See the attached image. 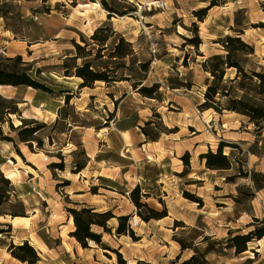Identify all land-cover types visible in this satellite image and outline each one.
Instances as JSON below:
<instances>
[{
    "label": "rangeland",
    "instance_id": "obj_1",
    "mask_svg": "<svg viewBox=\"0 0 264 264\" xmlns=\"http://www.w3.org/2000/svg\"><path fill=\"white\" fill-rule=\"evenodd\" d=\"M104 25L114 35L102 55L123 37L132 44L134 57L122 61L104 57L93 64L107 65L132 80L141 79V87L157 84L153 99L133 90L130 81L109 86L96 82L92 88H79L75 87L76 77L64 76L65 67L72 74L73 67L82 63L72 59L76 54L73 43L87 44L86 51L96 50L90 36ZM227 36L239 37L254 49L252 55L235 54L246 75L263 73L264 0H0V69L18 67L8 59L20 56L28 63L27 73L33 80L50 90L0 86V111L13 110L11 102L19 110V116L8 114L0 123V175L9 182L7 186L0 183L8 191L0 215L27 222L21 219L28 217L25 211L38 210V216H29L28 221L40 229L39 237L46 246L54 247L43 256L46 264H183L192 256L207 264V253L221 260L232 257L233 249L226 242L229 234L244 235L264 227V200H259L260 189L251 180L254 173L264 171V121L256 132L249 113L223 110L219 114L198 107L212 82L202 63L214 55L225 56L221 42ZM145 62H149L146 73L137 66ZM235 76V69H226L220 90H227L228 98L264 109V101L257 100V79L253 77L239 90L242 77L235 80ZM216 98L223 107L227 105L226 97ZM22 99L30 100L36 109ZM40 102L42 108L37 107ZM59 105L56 121L50 122L52 117L43 110ZM22 119L26 127L41 126L32 135L30 148L14 131ZM72 129L75 131L70 132ZM124 129L134 130L143 143L131 146L124 135L127 144L122 147L117 131ZM220 143L225 145L222 153L230 168L208 170L199 156L215 153ZM84 145L91 151L103 145L104 161L106 157L110 166L120 163L122 171L126 170L122 178L113 181L98 175V181L93 177L97 185L83 189L74 175L83 167L96 168L87 162L85 154L93 152ZM141 145L144 150L139 151ZM3 146L13 147L16 162L2 152ZM201 151L205 152L195 156ZM185 153L187 165L182 158ZM9 170L17 176L5 178ZM23 180L30 182L24 185L29 196L19 200L14 184ZM135 187L145 195L141 203L156 212L165 209L167 216L170 212L181 221L172 222L169 228L170 221L164 218L144 222L138 214L147 211L136 209L129 201ZM84 190L86 197L78 196ZM76 199H87L96 208L76 206ZM84 207L128 216L134 239L116 235L118 223L112 219L107 223L108 233L92 228L101 235L100 244L89 241L85 249L77 244L73 252L75 240L70 233L74 227L67 223L68 209ZM8 239L9 233L0 235V259L7 252ZM256 241L247 244L253 251L241 257L250 256L253 264H264V239Z\"/></svg>",
    "mask_w": 264,
    "mask_h": 264
},
{
    "label": "trees",
    "instance_id": "obj_2",
    "mask_svg": "<svg viewBox=\"0 0 264 264\" xmlns=\"http://www.w3.org/2000/svg\"><path fill=\"white\" fill-rule=\"evenodd\" d=\"M108 19H110V14L107 15ZM103 34V35H101ZM114 35V31L111 27L108 26H100L96 28L93 34L90 36L91 43L95 46H98L96 50L90 49L86 51L87 44L84 46H79L73 43L75 48V56L72 58L74 60L80 59L82 61L80 66L73 67V73L68 72V68L65 67L64 76L65 77H76L81 80L79 84V88H92L94 83L103 82L107 86L115 85L116 83L130 81L133 82L131 87L137 93H139L142 97L147 99H153V95L158 89L157 84H153L151 87H141V79H134L126 77L124 75H118L114 69L111 70L107 65L106 66H98L94 65V62L103 61V58L109 61H122L126 58L134 57V51L132 48V44L125 41L123 37L117 38V42L112 46V50L105 56L102 55V51L106 50L107 42ZM223 49L226 51L225 56L214 55L209 57L206 61L202 63L203 71L207 72L212 77V82L207 85V88L204 92V101L200 104L199 110L205 111L212 109L215 112L221 114L223 110L228 112L239 111L241 113L250 114L249 122L252 123L256 127V132H258L262 127V122L264 121V109L259 105L251 107L248 106L245 102L237 99V98H228V92L221 91L220 85L223 81V77L226 69H235L236 76L235 80L239 79L240 76L242 79L240 80L237 88L239 90L244 89V84L247 81H252L253 77L257 79L258 82V102L264 101V72L263 73H255L252 72L251 76H247L241 67L240 63L235 60L236 53H242L247 55H252L254 53V49L252 46L244 43L239 37H230L227 36L224 39ZM196 46V45H195ZM95 51V52H93ZM8 62L13 64H18V67L14 66L11 68H2L0 69V86H25L28 88H32L35 90H41L43 92H49L50 90L45 86L39 84L27 73L28 63L22 62L20 56H16L13 59H8ZM20 66V67H19ZM140 71L146 73L148 70L149 62L138 63L137 64ZM217 95L221 97L227 98V105L225 107L222 106L221 102L217 100ZM1 100V98H0ZM12 101V100H9ZM64 102H68V98L65 97ZM13 110L6 108L5 112L0 111V123L4 120V118L8 114H14L19 116V110L17 109V105L15 102H11ZM26 120H21V125L17 128H14V131L17 132V138L20 142L26 143V145L30 148L32 141L31 137L34 133H36L41 126H32L26 127ZM34 123V122H31ZM13 129V128H12ZM1 135V132H0ZM144 136H146L144 134ZM3 140L11 141L9 138H2ZM225 147L224 144H218L216 152L208 151L205 154H201L199 157L201 160H205V168L208 170H228L230 168V162L227 156H224L222 153V149ZM18 158V157H17ZM185 165L188 164L187 158L188 154L185 153L182 157ZM19 159V158H18ZM61 167V166H55ZM77 171H80V167L76 168ZM5 178L7 176L5 175ZM8 179V178H7ZM251 180L256 184L259 189H264V174L262 173H254L251 176ZM0 183L4 186H7L9 182L2 178L0 175ZM8 193L7 190L0 188V207L2 206L4 200H6L5 194ZM144 194L140 193V189L135 187L129 194V201L136 207V209L144 208L147 211V214H138V216L144 221L148 222L150 220H159L165 218L167 216V212L164 209L162 212H156L147 207L145 203H141V198L144 197ZM190 197V196H189ZM68 213L70 214L69 219L72 221L74 230L70 233V237L73 238L77 244L81 246V248H87V243L92 241L96 244L101 243V235L96 234L92 231L93 227L102 229L105 233L109 232V228L107 223L116 219L117 226L115 228V234L127 235L130 238H133V232L128 226L129 217L128 216H114L110 211L106 212H96L93 208H80V209H68ZM1 227V225H0ZM11 229L9 226L6 227V230L0 228V235L4 233H10ZM264 238V227L259 230H254L248 232L244 235L236 234L232 236L229 234L228 239L226 240L227 246L229 249H233L234 254L237 256L245 251H247V244L252 242L253 239L260 240ZM106 249V248H104ZM183 249V248H182ZM209 249L207 251H211ZM7 252L10 256L25 264H37L39 261V257L35 251V249L27 242L23 241L21 244L14 245L12 242L7 245ZM183 264H206L205 260L203 262L195 261V256H192L189 260L184 262Z\"/></svg>",
    "mask_w": 264,
    "mask_h": 264
},
{
    "label": "crops",
    "instance_id": "obj_3",
    "mask_svg": "<svg viewBox=\"0 0 264 264\" xmlns=\"http://www.w3.org/2000/svg\"><path fill=\"white\" fill-rule=\"evenodd\" d=\"M75 81H76L75 87L76 86L78 87V85L80 83V79L75 78ZM22 101L30 102V108L36 109L35 106L31 105L30 100L22 99ZM59 103L62 104V101H60ZM23 105L27 106V103H23ZM37 107L42 108L43 103H41V102L38 103ZM59 108H61L60 105L55 107L53 110H47V109L43 110L45 113L49 114L52 117L50 122L56 121L57 112H58ZM73 131H75V130L74 129L70 130V132H73ZM117 133L119 134V136L122 139L121 144H122V147H124V148L126 147V144H127L125 142V140H123L124 135H128V138L131 141V143H130L131 146L134 144V142L138 145V144H142L144 141V139L141 138L140 135H137L134 130L124 129V130L117 131ZM133 139H135V140H133ZM97 142H98V140H97ZM87 143H88V141H87ZM102 144H103V142H102ZM143 146L144 145H141V148L139 147L138 150L139 151L144 150ZM83 147L85 149L87 148L85 145ZM103 147L104 146L101 145L100 149H99V147H96L92 151H91V148L86 149L87 151L93 152L92 155L86 153L85 156L87 157V162L89 160V162H92V164L96 165V168H91V170L96 169L97 171L92 172L90 169H88V167H83V169L80 171V173H78L77 175H74L76 180L83 183L82 184L83 189L86 186L88 187V185L89 186L97 185V184H95V182L93 183V177L97 178V179L95 178L96 181L99 180V176H101L103 178H105V177L111 178V180L116 181V180H120V178H122V175L125 174V172H126V170L122 171L123 166L120 163H118V165L110 166V163H109V161L106 160V157H105V161H104L103 153H106V150L103 151L102 150ZM0 148H1V146H0ZM12 149H13V147L10 148V146H3L2 152L5 151L4 153H7V158L14 160V162H16V160L14 159V154H12V152H11V151H13ZM20 152L23 153L22 150H20ZM204 152L205 151H201L200 153L195 154V156H197L198 154L204 153ZM0 158H2V154L0 155ZM17 160H19V159H17ZM1 165L3 166L4 164H1ZM130 167H131V165H130ZM85 172L88 174V176L85 174ZM94 173H97V176H94L95 175ZM261 173L264 174V171ZM4 174L7 176L8 179H11V178L17 176V173L14 172L13 170L6 171ZM123 178L126 179L125 175L123 176ZM31 180L32 179H29V181H31ZM29 181L25 182V180H23L22 182H18L16 184H14L15 185L14 186V193H15L16 199L24 200L25 198H27L29 196V195L25 194L26 186H24L26 183L29 184L30 183ZM133 186L134 185H131V188ZM86 189H88V188H86ZM77 191L82 192L83 190L79 189ZM127 192H129V191H127ZM259 193H261V195H262L261 197H259V200H261V201L264 200V189H260ZM27 194H29V193H27ZM125 194L128 196L129 193H125ZM86 195L87 194L85 193V190H84V193H82L81 195H78V196H85L86 197ZM258 195L259 194H257V196ZM87 199H85V200H77L76 199V200H73V202L76 206H79V207L80 206L81 207L89 206V207H95L96 208V206H92V204ZM37 211L38 210L36 208L35 209L29 208V210L25 211V215L28 217L21 218V219H26L27 222H22V221L20 222L19 220H17L16 217L13 218V217H10V216L5 215V214L0 215V225H1V227H4V228L7 226L10 227L11 231L9 233V239H8L9 243L12 242L13 244H18V243L20 244L23 241H27L35 249L37 255L40 257V260L38 261L37 264H46L48 260H46L43 256L46 252H50V251L54 250V247L48 248L46 246L45 241L39 237V233H40L39 230L40 229L37 227L34 228L33 221H32L31 226H30V223L28 221L30 219L29 216L31 218L38 216ZM164 219H167L170 221V222H168V224H166L167 228L171 227L172 222L181 221L180 218L177 219L175 214H172L170 212H168V216ZM67 223L71 224L73 227L72 221L70 219L67 220ZM57 237H60V233ZM263 239L264 238L257 240L256 243H260ZM72 248H73V252L77 251V242L76 241H75L74 245L72 244ZM253 249L254 248L248 247L247 251H245V252H243L237 256L234 254V251H232V257H229L228 259H222V260H221V258L219 259V258H215L214 256H211V253H207L205 255V259L207 261V264H234V263H236V264H251L252 263L253 264V259L250 256L241 257L242 255H244L250 251H253ZM235 261H239V262H235ZM0 264H25V263H21L15 259H13L6 252V253H4L3 257L0 259Z\"/></svg>",
    "mask_w": 264,
    "mask_h": 264
},
{
    "label": "bare ground",
    "instance_id": "obj_4",
    "mask_svg": "<svg viewBox=\"0 0 264 264\" xmlns=\"http://www.w3.org/2000/svg\"><path fill=\"white\" fill-rule=\"evenodd\" d=\"M138 222H135V224H134V222L132 223L133 225H136Z\"/></svg>",
    "mask_w": 264,
    "mask_h": 264
}]
</instances>
